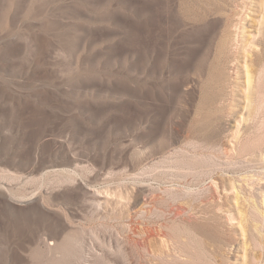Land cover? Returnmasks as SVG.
<instances>
[{"label": "rangeland", "instance_id": "1", "mask_svg": "<svg viewBox=\"0 0 264 264\" xmlns=\"http://www.w3.org/2000/svg\"><path fill=\"white\" fill-rule=\"evenodd\" d=\"M251 1L0 0V264H264Z\"/></svg>", "mask_w": 264, "mask_h": 264}, {"label": "bare ground", "instance_id": "2", "mask_svg": "<svg viewBox=\"0 0 264 264\" xmlns=\"http://www.w3.org/2000/svg\"><path fill=\"white\" fill-rule=\"evenodd\" d=\"M230 1V0H229ZM260 3V8L258 10L257 15L254 17L252 16V18L254 19V23L251 26V30L248 32L249 33V38L248 41L245 46L247 47L248 45L250 46V44H252L254 46V50L257 51V53L264 54V0H259ZM251 4H255L254 2L252 3L251 0H242V5L240 10H238V12H231L229 15L227 14V16L225 17L226 22L228 24V26L230 28H232V37L233 40H236V37L238 35V30L242 27L241 24L243 23V19H244V15L243 14V7L247 6L249 7ZM235 8L238 7V5L236 6V4L234 5ZM227 7V6H226ZM252 7V5H251ZM253 8H257V7H253ZM198 9V8H197ZM233 10V9H232ZM256 10V9H255ZM195 11V10H194ZM237 11V10H236ZM253 11V10H252ZM222 12V11H221ZM254 12V11H253ZM218 13V12H217ZM252 13V12H251ZM200 14V13H199ZM245 14V13H244ZM200 16V15H198ZM168 18V17H167ZM224 19V17H223ZM203 21V20H202ZM252 21V20H251ZM252 21V22H253ZM215 24V23H214ZM252 24V23H251ZM223 28V27H222ZM226 29V27L224 28ZM228 29V28H227ZM231 34V33H230ZM255 35H257V38H253ZM237 43V42H236ZM230 44V43H229ZM244 46V47H245ZM257 47L259 48V50L257 49ZM246 53V52H245ZM251 54V53H250ZM237 55V54H236ZM258 55V54H257ZM245 56H249V53L246 54ZM256 56V55H254ZM250 57V56H249ZM251 58V57H250ZM244 60V58H243ZM252 60V59H251ZM247 61V60H246ZM245 64V62H243ZM252 80H253V75L250 71V69L248 68V66L245 64V70H244V104L243 106L247 107L250 106L252 101H253V93H252ZM242 94V93H241ZM146 97V96H145ZM257 98V96H256ZM243 99V98H242ZM252 107V106H251ZM254 107V106H253ZM244 108V107H243ZM254 109V108H253ZM263 116V115H262ZM258 128V127H257ZM240 130V129H239ZM262 130V129H261ZM259 131V130H258ZM250 134V133H249ZM248 134V135H249ZM234 138V137H233ZM249 139V138H248ZM238 141V140H237ZM261 141V140H260ZM246 142V141H245ZM263 142V141H262ZM243 143V142H242ZM241 143V144H242ZM240 144V143H239ZM246 146V145H245ZM256 150V149H255ZM257 152V151H256ZM253 153L256 155V157L262 160H264V151L259 150L258 153L253 152H248V154H252ZM200 161V160H199ZM204 161V160H203ZM256 161V160H255ZM253 163V162H251ZM255 163V162H254ZM192 164V163H191ZM264 165V164H263ZM262 170V169H261ZM264 170V169H263ZM204 172V171H203ZM252 176V175H251ZM187 177V176H186ZM190 180V179H189ZM192 181V180H191ZM238 184V183H237ZM217 185V184H216ZM248 186H252L253 183H248ZM231 187H234L231 185ZM253 187V186H252ZM207 189V188H206ZM215 189V188H214ZM248 190H245L244 192V196H240V191L238 190L237 193L235 194V204L242 202L243 204L247 201L251 202L253 204V206L255 207V209H257V214L260 218V220L262 222H264V183H260L257 182V187H256V191L253 192L252 188L250 189V187L247 188ZM212 190V189H211ZM252 190V191H251ZM208 191V190H207ZM207 193V192H206ZM225 193V191H224ZM204 194V193H203ZM209 194V193H208ZM231 195V194H230ZM214 196V195H213ZM204 199V198H203ZM232 199V200H233ZM215 200V199H214ZM217 200V199H216ZM207 201V200H206ZM220 201V200H219ZM192 202V201H191ZM219 203V202H218ZM245 203V204H246ZM193 206V205H192ZM201 206V205H200ZM194 207V206H193ZM203 209V208H202ZM245 209V208H244ZM243 208L240 209L238 208V215H239V226H240V232L241 235L243 237H246L245 239V243L244 245H246V247L248 246V236L252 235L255 236L256 238L260 239V241L263 244V248L264 249V231L261 229V224H259V221H253L251 220V218H248V213L246 212V210H244ZM248 211V210H247ZM255 212V211H254ZM193 213V212H192ZM252 213V212H251ZM203 215V214H202ZM256 216V215H255ZM250 217V216H249ZM256 220V218H255ZM260 221V222H261ZM264 225V224H263ZM264 227V226H262ZM240 235V236H241ZM253 238V237H252ZM243 240V239H242ZM258 241V240H257ZM250 242V241H249ZM242 244V243H241ZM261 244V243H260ZM262 246V245H261ZM252 247V246H251ZM253 248V247H252ZM250 249V248H249ZM255 249V248H254ZM243 253L242 254V258H243V264L246 263V253L248 248H244L243 249ZM249 252V251H248ZM194 257V256H193ZM198 257V256H197ZM193 259V258H192ZM194 262H196L194 260ZM242 262V260H241ZM192 263V262H191ZM249 263V262H248ZM247 264V263H246Z\"/></svg>", "mask_w": 264, "mask_h": 264}]
</instances>
